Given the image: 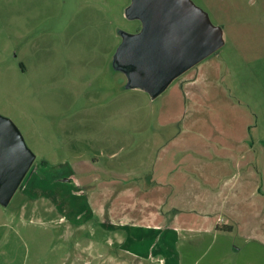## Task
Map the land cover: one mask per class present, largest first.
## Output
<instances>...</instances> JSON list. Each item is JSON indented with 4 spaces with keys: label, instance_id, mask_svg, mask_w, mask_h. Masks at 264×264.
<instances>
[{
    "label": "rangeland",
    "instance_id": "obj_1",
    "mask_svg": "<svg viewBox=\"0 0 264 264\" xmlns=\"http://www.w3.org/2000/svg\"><path fill=\"white\" fill-rule=\"evenodd\" d=\"M139 2L0 0V120L16 127L35 156L27 185L9 200L0 197V264L70 261L67 246L87 241L97 227L71 233L59 224L64 215L74 219L80 189L62 181L42 185L38 178L35 183L44 187L38 190L36 174L78 185L82 178L87 190L93 186L89 195L100 192L103 183L116 182L117 192L137 178L146 184L163 149L184 129L186 99L176 86L187 80L175 78L157 95L142 87L157 69L150 56L131 49L132 36L145 28L135 13ZM172 2L199 7L221 32L223 45L205 60L219 72L218 83L252 107L257 124L252 138H264V0ZM175 89L180 104L162 115L166 96ZM74 162L82 172L70 166ZM34 188L39 192L32 195ZM190 232L179 242L181 259L187 264H204L211 257L219 262L223 252L217 249L226 237L205 232L197 238L199 233ZM237 232L242 233L225 234L232 247L242 246V253L225 261L264 264V254L254 259L255 241Z\"/></svg>",
    "mask_w": 264,
    "mask_h": 264
},
{
    "label": "crops",
    "instance_id": "obj_2",
    "mask_svg": "<svg viewBox=\"0 0 264 264\" xmlns=\"http://www.w3.org/2000/svg\"><path fill=\"white\" fill-rule=\"evenodd\" d=\"M212 63L203 60L195 65L197 72L190 68L178 76L187 80L176 86L186 99L184 129L163 149L146 184L137 178L117 192L116 182L103 183L100 192L89 195L93 186L87 190L82 178H77L79 185L71 179L62 181L80 189L75 194L80 199L75 200L74 219L64 215L59 224L71 233L97 225L87 241L67 246L70 261L62 264H187L178 247L183 233L189 231L199 233L197 238L205 232L226 237L217 249L223 252L219 262L211 257L204 264H229L225 258L242 253V246L232 247L225 234L235 229L242 232L236 235L255 241L251 247L257 254L254 259L264 254V138H252L257 133L252 107L243 106L241 99L218 83L219 72ZM176 89L166 96L162 115L180 104ZM70 166L83 171L75 162ZM47 181L61 182L45 176L39 180L42 185ZM99 230L103 233L98 235Z\"/></svg>",
    "mask_w": 264,
    "mask_h": 264
},
{
    "label": "water",
    "instance_id": "obj_3",
    "mask_svg": "<svg viewBox=\"0 0 264 264\" xmlns=\"http://www.w3.org/2000/svg\"><path fill=\"white\" fill-rule=\"evenodd\" d=\"M135 13L145 28L132 37L133 52L150 56L157 74L142 87L157 95L176 77L217 52L224 38L199 7L172 0H140ZM0 197L10 199L29 172L35 156L18 130L0 120Z\"/></svg>",
    "mask_w": 264,
    "mask_h": 264
},
{
    "label": "trees",
    "instance_id": "obj_4",
    "mask_svg": "<svg viewBox=\"0 0 264 264\" xmlns=\"http://www.w3.org/2000/svg\"><path fill=\"white\" fill-rule=\"evenodd\" d=\"M40 164H41L42 166H44V167H48V166H49V162H47V161H41ZM70 168H71V167H70ZM30 171H31V170H29V172L27 173L25 179L23 180V182H22V184H21V187H24V185L28 182L29 178L32 177L33 173L31 174ZM67 174L70 175L71 173L68 172ZM71 175H72V174H71ZM63 176H64V175H63ZM39 177H40V180H42L43 176L39 175ZM64 177H65V176H64ZM58 181H65V182H68L69 179H68L67 181H66L65 179H63V180H58ZM26 185H27V184H26Z\"/></svg>",
    "mask_w": 264,
    "mask_h": 264
},
{
    "label": "flooded vegetation",
    "instance_id": "obj_5",
    "mask_svg": "<svg viewBox=\"0 0 264 264\" xmlns=\"http://www.w3.org/2000/svg\"><path fill=\"white\" fill-rule=\"evenodd\" d=\"M205 60V59H204Z\"/></svg>",
    "mask_w": 264,
    "mask_h": 264
}]
</instances>
